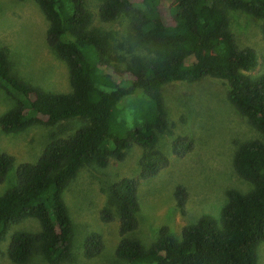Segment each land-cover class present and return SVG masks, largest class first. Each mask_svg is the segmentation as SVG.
I'll return each instance as SVG.
<instances>
[{
	"label": "trees",
	"instance_id": "trees-1",
	"mask_svg": "<svg viewBox=\"0 0 264 264\" xmlns=\"http://www.w3.org/2000/svg\"><path fill=\"white\" fill-rule=\"evenodd\" d=\"M97 19L127 21V29L143 55L125 61V80L115 77L106 60L107 46L90 27L91 14L83 0H35L47 28L45 42L67 69L69 92L49 93L10 74L8 50L0 47V90L11 106L0 115L5 134L43 124L79 122L69 134L66 127L50 133L33 163L18 164L13 184L0 195V243L13 225L34 219L38 229L16 231L9 238L6 256L25 264L38 255L46 264L72 260V223L62 193L85 166L105 168L121 160L131 146L141 149L139 172L121 178L107 189L100 221L117 220L119 241L115 256L126 264H256L258 245L264 241V76H250L257 65L254 50L238 48L228 28L226 11H238L264 21V0H97ZM164 5H167L163 8ZM221 82L225 97L258 133L259 138L235 144L234 173L250 188L245 193L225 192L218 221L204 217L182 228L180 237L166 229L149 247L128 237L136 227L138 180L155 176L167 165L157 149L167 130L161 87L192 83L203 78ZM113 80H116L114 82ZM139 93L146 103L128 127L123 117L124 98ZM141 94V95H140ZM118 106V107H117ZM192 141L177 137L171 153L181 158ZM14 159L0 153V182ZM176 206L183 208L185 193L176 187ZM216 221V222H215ZM102 248L99 234L89 233L81 243L86 259Z\"/></svg>",
	"mask_w": 264,
	"mask_h": 264
},
{
	"label": "rangeland",
	"instance_id": "rangeland-1",
	"mask_svg": "<svg viewBox=\"0 0 264 264\" xmlns=\"http://www.w3.org/2000/svg\"><path fill=\"white\" fill-rule=\"evenodd\" d=\"M91 14L90 27L96 29L107 46V62L114 67L115 77L125 80L124 66L132 55L145 51L131 38L127 21L119 18L111 23L97 19V0H83ZM167 5H164L165 8ZM229 31L238 48L255 51L256 68L250 76H264V21L238 11H226ZM47 22L35 0H0V47L8 50L10 74L28 85L49 93L69 92L67 69L45 42ZM116 82V80H113ZM141 92L124 98L123 117L132 128L146 99ZM161 98L167 119V130L160 134L156 149L167 159V165L155 176L138 180L135 214L136 227L128 237L147 248L166 229L170 236L180 237L183 227L192 226L201 218L218 221L226 201L225 192L245 193L250 186L232 169L235 144L258 139V133L227 101L224 85L211 78L192 83H168L161 87ZM141 95V94H140ZM11 106V100L0 90V115ZM118 107V106H117ZM79 122H66L56 127L43 124L24 131L5 134L0 130V153L14 159L12 169L0 182V195L14 181L18 164L33 163L48 141L50 133L66 127L69 134ZM192 141V149L178 158L171 153L173 139ZM141 149L131 146L121 160L110 159L105 168L85 166L76 174L62 193V200L72 223V260L67 264H126L115 256L119 241L117 220L100 221L99 213L107 201V189L121 178L138 176ZM176 187L185 193L182 209L173 196ZM215 221V222H216ZM34 219L13 225L0 243V264H12L7 256L9 238L16 231H36ZM89 233H97L102 240L99 254L86 259L81 243ZM256 264H264V241L256 250ZM25 264H46L40 256L32 255Z\"/></svg>",
	"mask_w": 264,
	"mask_h": 264
}]
</instances>
